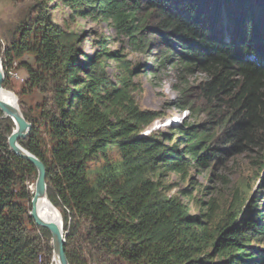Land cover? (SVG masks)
Segmentation results:
<instances>
[{
  "label": "trees",
  "instance_id": "obj_1",
  "mask_svg": "<svg viewBox=\"0 0 264 264\" xmlns=\"http://www.w3.org/2000/svg\"><path fill=\"white\" fill-rule=\"evenodd\" d=\"M59 1L70 9V18L90 16L106 23L128 39L133 51L163 46L148 55L152 64L142 70L120 51H108L107 38L85 60H64L60 36L40 4L33 17L20 21L18 38L7 39L3 71L19 60L31 88L41 78L21 60L24 54L51 68V74L55 66L65 67L53 86V110H43L38 121L29 120L30 132L20 141L44 163L47 197L61 214L63 229L69 218L83 219L96 245L129 264H264V207L257 203L262 191L243 212L229 211L224 223L212 201L192 197L196 211L190 212L176 196L161 195L167 172L185 178L190 167L208 169L227 152L264 148V12L247 6V0H234L223 24L240 27L222 41L216 27L233 0ZM152 33L161 38L158 46L142 39ZM102 59L118 62L115 82L93 69ZM172 67L206 74L203 96L216 114L213 128L206 122H184L163 133L153 126L159 113L138 107L134 93L141 84L132 77ZM13 128L9 118L0 127V264H40L52 247L50 237L41 240L27 233L33 224L28 215L32 193L25 182L36 172L10 152L7 138ZM111 147L120 164L107 158ZM98 156L104 163L92 182L86 163ZM182 195L190 199L192 193ZM72 237L71 232L65 235L69 264H85L71 249Z\"/></svg>",
  "mask_w": 264,
  "mask_h": 264
},
{
  "label": "rangeland",
  "instance_id": "obj_2",
  "mask_svg": "<svg viewBox=\"0 0 264 264\" xmlns=\"http://www.w3.org/2000/svg\"><path fill=\"white\" fill-rule=\"evenodd\" d=\"M260 1L247 0L246 5L253 10L264 12V3H260ZM39 4V8H42V11L45 10L44 13L50 20L51 26L60 36V56L64 60H69L71 57L85 60L86 56H92L99 50L98 42L102 38H107L105 47L108 51H120L132 67L137 65L142 70L144 64H152L153 58L148 55L163 49V46H158L161 38L152 33L142 39L154 42L158 49L150 50L149 46L145 52L133 51L128 39L125 36L116 35L103 21L92 20L90 16L70 18V9L59 0L46 2L44 0H0L1 65L5 56L4 48L8 44L7 39L18 38L17 27L20 21L29 16L33 17ZM233 4L234 0L226 9H223L224 16H220V23L216 27L222 41L240 27L239 23L236 25L235 22H233L234 25L232 23L223 24L224 20L228 18L227 9L233 8ZM147 25H152L151 21H148ZM260 30L264 32V19L260 24ZM21 60L39 75L41 78L39 85L29 87L26 70L19 65V60H13L5 72L2 68L4 75L2 88L15 96L19 110L31 123L29 120L33 122L40 120L43 110H53V86L60 77L64 76L65 67L55 66L54 74H51L50 70L52 69L43 67L31 54H24ZM117 63L114 60L106 59L94 66L93 69L104 75L106 79L115 82L119 72ZM14 75H17V78ZM132 79L141 84L140 90L134 93L138 107L159 113V118L153 125L155 130L168 133L170 132L169 125H184V122L190 124L206 122L208 128L214 127L216 121L214 115L216 114L211 110V104L208 105L203 96L204 82L208 79L206 74L196 70L191 74H186V72L177 71L173 67L161 71L157 68L153 74L141 71ZM4 123L5 118L1 113L0 127H3ZM42 128L43 126H41ZM44 137L47 138L46 135ZM107 158L113 164H120L118 152L114 147L107 150ZM103 163L104 160L99 156L88 159L86 170L88 178L92 182L98 176ZM263 178L264 148H248L240 153L222 154V159L212 163L205 170L190 167L185 178L176 173L167 172L163 175L164 193L161 195L176 196L190 212L196 211L191 201L192 197L203 201H212L217 219L224 223L229 211L231 214L241 208L239 211L243 212L258 191L263 193L258 195L257 203L264 207V188L261 187ZM35 179L36 173L31 174L25 182L30 193L34 190ZM154 179L156 178L154 177ZM184 191L192 193L190 199L182 195ZM241 199H243L242 204ZM60 223L64 233L71 232L73 234L70 242L71 249L80 256L85 264H129L100 245H96L89 238L87 222L83 219L69 218L66 230H64L60 214ZM45 230L37 227L33 222L32 225L28 224L27 233L41 240L50 237L51 246V235L48 230V232ZM261 247L264 248V242ZM39 262L40 264H55L53 251L42 255ZM139 264L152 263L146 261Z\"/></svg>",
  "mask_w": 264,
  "mask_h": 264
},
{
  "label": "water",
  "instance_id": "obj_3",
  "mask_svg": "<svg viewBox=\"0 0 264 264\" xmlns=\"http://www.w3.org/2000/svg\"><path fill=\"white\" fill-rule=\"evenodd\" d=\"M3 80L4 75L0 59V90L2 89ZM0 112L3 115V118L12 119L17 124V127L11 131L7 138V145L10 152L29 162L36 171V179L34 190L32 192L33 195L30 200V211L28 215L37 227H41L49 231L51 235V246L54 260H56L58 264H69L64 251L66 233L63 232L61 223L58 225L54 222L45 221L38 215L37 212L38 202L42 198H45L50 205L51 203L47 197L46 169L44 163L20 144V141L24 140L30 132L31 123L23 117L17 105L14 106L2 98H0ZM51 207L60 220L59 211L52 205Z\"/></svg>",
  "mask_w": 264,
  "mask_h": 264
},
{
  "label": "bare ground",
  "instance_id": "obj_4",
  "mask_svg": "<svg viewBox=\"0 0 264 264\" xmlns=\"http://www.w3.org/2000/svg\"><path fill=\"white\" fill-rule=\"evenodd\" d=\"M0 98H2L3 100H5L6 102L16 106L17 105V101L15 96L5 90V89H1L0 90ZM11 121L13 122V129H15L17 127L16 122H14L12 119ZM37 212L38 215L45 221L48 222H54L56 224H60V220L58 218V216L56 215L55 211L53 210V208L51 207V205L49 204V202L47 200H45V198H42L37 205ZM55 264H58L56 260H54Z\"/></svg>",
  "mask_w": 264,
  "mask_h": 264
},
{
  "label": "built area",
  "instance_id": "obj_5",
  "mask_svg": "<svg viewBox=\"0 0 264 264\" xmlns=\"http://www.w3.org/2000/svg\"><path fill=\"white\" fill-rule=\"evenodd\" d=\"M17 78V75H14Z\"/></svg>",
  "mask_w": 264,
  "mask_h": 264
}]
</instances>
